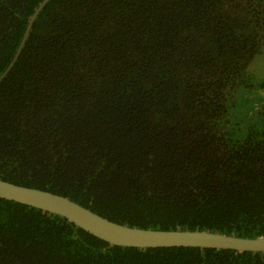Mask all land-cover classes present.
<instances>
[{
    "label": "trees",
    "instance_id": "16d2710c",
    "mask_svg": "<svg viewBox=\"0 0 264 264\" xmlns=\"http://www.w3.org/2000/svg\"><path fill=\"white\" fill-rule=\"evenodd\" d=\"M43 0H0V77ZM0 180L159 231L264 236V0H48L0 81ZM0 264H264L110 245L0 199Z\"/></svg>",
    "mask_w": 264,
    "mask_h": 264
},
{
    "label": "water",
    "instance_id": "95a60500",
    "mask_svg": "<svg viewBox=\"0 0 264 264\" xmlns=\"http://www.w3.org/2000/svg\"><path fill=\"white\" fill-rule=\"evenodd\" d=\"M48 0H43L30 18L22 42L11 64L0 81L15 63L32 22ZM0 199L30 206L53 215L61 216L85 232L110 245L132 248H202L227 249L237 252H264V236L240 238L202 231H159L119 225L81 205L50 192L22 187L0 180Z\"/></svg>",
    "mask_w": 264,
    "mask_h": 264
}]
</instances>
